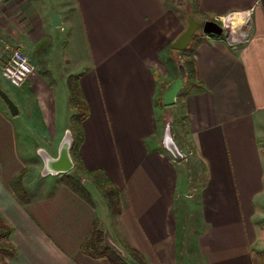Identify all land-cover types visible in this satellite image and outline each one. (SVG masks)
<instances>
[{"label": "crops", "instance_id": "obj_1", "mask_svg": "<svg viewBox=\"0 0 264 264\" xmlns=\"http://www.w3.org/2000/svg\"><path fill=\"white\" fill-rule=\"evenodd\" d=\"M196 2L198 21L244 13L250 37L230 45L205 34L177 50L188 24L168 0H0V36L36 68L16 87L0 64V88L18 108L13 115L0 95V217L13 227L18 251L8 264H111L82 251L96 222L106 244L118 251L124 240L148 264H256L264 220V0ZM179 60L191 84L165 105ZM74 75L89 106L79 154L88 171H104L119 189V215L92 179L77 177L84 194L61 180L75 168L71 148L73 167L43 173L42 152L58 158L68 130L73 135ZM167 126L184 160L164 147ZM188 154L203 174L198 185ZM33 160L43 181L27 176Z\"/></svg>", "mask_w": 264, "mask_h": 264}, {"label": "trees", "instance_id": "obj_2", "mask_svg": "<svg viewBox=\"0 0 264 264\" xmlns=\"http://www.w3.org/2000/svg\"><path fill=\"white\" fill-rule=\"evenodd\" d=\"M197 1V0H196ZM197 5V2H196ZM186 68V64L183 61ZM187 74V70H186ZM189 83L188 77L186 82ZM69 89L71 95V105L75 109V113L72 114L70 118V128L73 132V143L71 147L72 158L75 163V168L87 173L91 178L95 186L101 191L104 197L108 201V207L110 211L119 215L122 211L120 202V192L119 189L112 183L106 173L102 170L88 171L84 164L81 156L79 154V148L84 138L83 133V122L89 115V106L85 99L84 93L76 75L69 78ZM187 91L183 89L180 92V96ZM68 180L65 184L77 188L82 192V194L87 193L85 188L82 186L80 180L74 177H67ZM86 195V194H85ZM13 231V227L8 224L4 219L0 217V255L1 259L4 258L5 264H8L5 257L16 256L18 251L10 242V235ZM131 259H135L139 264H148L145 257L135 248L127 245ZM82 251L90 257L93 258H106L111 264H133L130 259L125 258L121 252H118L111 245L105 243L104 231L99 228L96 222L86 240L83 242Z\"/></svg>", "mask_w": 264, "mask_h": 264}, {"label": "water", "instance_id": "obj_3", "mask_svg": "<svg viewBox=\"0 0 264 264\" xmlns=\"http://www.w3.org/2000/svg\"><path fill=\"white\" fill-rule=\"evenodd\" d=\"M202 28L203 32L208 35H219L222 34L225 29L214 19H207L204 22L198 21L192 14L188 17V25L186 29L181 33V35L173 43V47L177 50H182L186 48L192 41L193 35L198 29ZM186 82V68L184 66L183 60H179V76L172 80L166 87L162 101L165 105H172L176 102L177 96ZM0 95L7 103L10 112L13 115L18 113L17 105L8 95V93L0 88ZM163 144L164 147L170 151L177 159L182 160L183 154L176 143L170 127L168 126L163 135ZM73 143V135L70 130L66 133L65 139L60 148V155L58 158H52L47 155L45 152H42V156L45 161V168L43 173H64L67 172L73 163L70 157V148Z\"/></svg>", "mask_w": 264, "mask_h": 264}, {"label": "rangeland", "instance_id": "obj_4", "mask_svg": "<svg viewBox=\"0 0 264 264\" xmlns=\"http://www.w3.org/2000/svg\"><path fill=\"white\" fill-rule=\"evenodd\" d=\"M168 3H169L170 7L173 10H175L176 12H178L181 16H184V20H185L186 25L188 24V17H189V15L192 14L194 16V13L196 12V9H197L196 0H168ZM234 13H236V12L229 13L227 15H224V16H221L220 17V18H224V19L229 20V22H228L229 25L227 24V21H225V24L220 21V25L225 29V31L222 34H219L218 36L224 37L225 38L224 40L225 41L227 40V42H229L230 45H235L237 43V42H234L233 37H242L243 39L245 38L244 41H246L250 37V36H248V33H247V29H248L247 28L248 23L246 22L247 17H245V19L243 20V22H241V23L233 26L231 24V21H230V19L232 17L230 18V17H228V15H232L233 16ZM204 21L205 20H202L200 22H204ZM230 26H232V27H230ZM205 34L206 33L203 32L202 28H200L193 35V39L195 41L196 40L198 41L200 35L201 36H204ZM206 35H208V34H206ZM213 35H215V34H213ZM180 54L182 55V52ZM189 84H191V83L189 82ZM176 111L177 110H175V108H173V110L168 109V112L170 114V117L168 119L166 118L167 120L165 119V121H167V122L168 121H171L172 120L171 118H173L172 115L174 113H176ZM164 124H165V122H164ZM179 148L181 150H183L181 148V146ZM186 158H187V161L186 162L188 163V168H189V166L191 167V172H190V174H191V181L194 182L193 185H195V184L198 185L200 183L199 180H202V178H203V174L202 173L200 174V170L201 169H199V171H197V172L194 170L193 164L195 163V161L192 159V157H191L190 154H188V156ZM36 163H37V161L36 160H33L31 166H29V168H28L29 169L28 170L29 172L28 173L26 172L27 173V176L29 178L31 177V179H30L31 182H34L36 178L37 179H40L41 178L42 179L41 181H43V179H45V178H42V177L39 176L40 171L38 172L39 168L36 169ZM26 173H24V174H26ZM79 176L81 178H83V179H86V180L87 179H92L91 177H88V174L87 173H84V172L80 173V171L77 168H74L70 173L62 174L61 175V180L66 183V181L68 180L67 177L77 178ZM19 179H21V177ZM20 185H23V183L21 181H19L14 186V188H16V190L18 192L21 191V189H19V186ZM98 191H100V190L98 189ZM194 194H195V188L194 189H191V195H194ZM104 202L106 204H108L107 200L104 201ZM257 229H258V237H257V240H256V244L254 246L255 261H256V264H264V220L261 221L260 223H258V228ZM119 247H120V249H118V252H121V254L125 258H127L128 260L130 259V262L132 261L133 264H139L135 259H133V258L131 259V257H128L130 255V252H129L128 247H127V244L124 242V240L119 241ZM3 259L4 258L1 259V255H0V264H5V262H4ZM5 259L7 260V256L5 257ZM187 260H188V257L186 256V258H184L183 263H186Z\"/></svg>", "mask_w": 264, "mask_h": 264}, {"label": "built area", "instance_id": "obj_5", "mask_svg": "<svg viewBox=\"0 0 264 264\" xmlns=\"http://www.w3.org/2000/svg\"><path fill=\"white\" fill-rule=\"evenodd\" d=\"M228 17L231 18L232 15H228ZM214 20L219 23L221 21L224 24L225 21H227V24L229 22V20L220 17ZM246 22L249 24L248 18ZM249 30L247 29L248 36L250 34ZM244 39L233 37L234 42H237L235 45L243 42ZM0 64L3 77L16 87H21L36 72V68L28 55L20 47L7 42L2 36H0Z\"/></svg>", "mask_w": 264, "mask_h": 264}, {"label": "bare ground", "instance_id": "obj_6", "mask_svg": "<svg viewBox=\"0 0 264 264\" xmlns=\"http://www.w3.org/2000/svg\"><path fill=\"white\" fill-rule=\"evenodd\" d=\"M245 14L244 13H234V15L232 16V18L230 19L231 24L233 26L243 22V20L245 19Z\"/></svg>", "mask_w": 264, "mask_h": 264}]
</instances>
